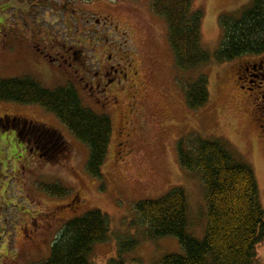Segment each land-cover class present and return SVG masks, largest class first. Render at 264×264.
Listing matches in <instances>:
<instances>
[{
  "label": "rangeland",
  "instance_id": "rangeland-1",
  "mask_svg": "<svg viewBox=\"0 0 264 264\" xmlns=\"http://www.w3.org/2000/svg\"><path fill=\"white\" fill-rule=\"evenodd\" d=\"M152 1L0 0V79L30 76L48 89L74 85L85 107L113 123L100 179L87 171L89 147L55 114L39 105L0 104V119L18 117L54 128L68 148L50 161L54 151L42 156L28 130H6L0 122V264H42L66 223L93 210L109 216L111 237L94 247L92 263L112 264L118 241L134 233L127 224L135 205L177 187L187 195L188 231L202 238L206 189L201 175L182 169L178 153L179 142L192 134L221 141L236 161L252 166L264 209V88L256 83L254 91L248 89L257 72L238 80L240 69L261 55L215 59L224 39L221 17L239 14L252 0H195L194 10L205 13L201 43L212 60L188 71L176 66L167 22L152 11ZM71 50L79 51L69 62L72 69L66 63ZM110 54L129 77H123L124 86L108 88L106 96L105 85L103 94L91 90L77 68L88 61L94 72ZM202 75L209 79V100L192 110L184 88ZM41 183L62 184L70 194L50 195ZM184 252L176 237L145 240L125 261L155 264L164 255ZM256 253L255 264H264V241Z\"/></svg>",
  "mask_w": 264,
  "mask_h": 264
},
{
  "label": "trees",
  "instance_id": "trees-1",
  "mask_svg": "<svg viewBox=\"0 0 264 264\" xmlns=\"http://www.w3.org/2000/svg\"><path fill=\"white\" fill-rule=\"evenodd\" d=\"M195 0H153L152 11L163 17L169 29V41L176 66L192 70L212 60L202 47L205 13L194 10ZM224 39L215 53L218 62L246 55L264 54V0H252L237 15H223ZM190 109L198 110L209 100V79L202 75L185 86ZM15 102L39 105L55 114L66 128L90 149L87 171L102 179L113 134L108 115L83 105L74 85L44 88L30 76L0 79V104ZM25 122V121H24ZM17 120L3 125L6 130L29 131L34 149L43 156L54 151L56 161L68 150L61 134L41 123ZM1 126V125H0ZM46 151V153H45ZM183 170L201 175L207 196V227L202 238L188 231L189 204L186 192L177 187L159 199H147L135 205V216L127 226L134 233L118 241V258L112 264H127L125 256L145 240L176 237L184 254H167L155 264H255L256 248L264 241V209L252 166L236 161L219 140L192 134L178 146ZM44 192L64 197L70 190L62 184L39 185ZM111 237L110 218L99 210L89 211L66 223L51 247L50 257L42 264H93L91 256L97 244Z\"/></svg>",
  "mask_w": 264,
  "mask_h": 264
},
{
  "label": "flooded vegetation",
  "instance_id": "flooded-vegetation-1",
  "mask_svg": "<svg viewBox=\"0 0 264 264\" xmlns=\"http://www.w3.org/2000/svg\"><path fill=\"white\" fill-rule=\"evenodd\" d=\"M89 22L91 23L92 26L91 19H89ZM100 22L101 21L99 19L96 20L95 21L96 24H94L93 26L96 28L97 24H99ZM105 47L107 48V50H109L108 46ZM78 55H79V51L71 50L69 54V60H67L66 63L69 64L70 60L74 59ZM80 55H82V53H80ZM88 64H89L88 61H84L82 64H80L81 66L80 68H77V70L80 69L81 73L83 74L82 79L86 81L85 85L88 88H91V90L95 89L96 91H99V94H103L100 93V91L102 86L105 85L103 89L105 90L104 94L108 96V92H107L108 88L111 89L113 87L114 89H116L117 87L124 86L123 77L125 78V80H127L129 77L127 71L125 69L124 70L121 69L120 64L116 66V64L114 63L113 54L109 55L108 60L98 64L97 65L98 68L94 69V72H92L93 70L88 67ZM69 65L72 69L74 66V62L70 63ZM240 70H241V74L238 76L239 81L245 80L246 78H248L247 76H249L253 72L258 73L255 76L257 78L256 82L249 81L251 86H249L248 89L250 91H254L257 88V86H255L256 83H259L258 85L259 88H264V54L259 56L257 61L248 63V65H246L244 68ZM85 75L89 77L88 80H86L87 76ZM111 91H113V89ZM116 102H119V100L117 99ZM1 121L2 123L4 121V124L6 123V121L3 119L0 120V122ZM24 127H26V125H24Z\"/></svg>",
  "mask_w": 264,
  "mask_h": 264
}]
</instances>
